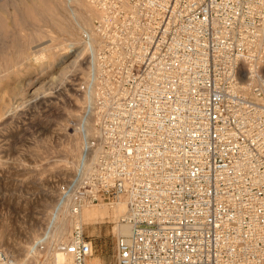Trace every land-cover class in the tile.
Returning <instances> with one entry per match:
<instances>
[{
  "label": "built area",
  "instance_id": "2783aa9c",
  "mask_svg": "<svg viewBox=\"0 0 264 264\" xmlns=\"http://www.w3.org/2000/svg\"><path fill=\"white\" fill-rule=\"evenodd\" d=\"M100 16L119 75L91 88L72 211L124 205L115 264H264V0H105ZM63 249L94 253L79 226Z\"/></svg>",
  "mask_w": 264,
  "mask_h": 264
},
{
  "label": "rangeland",
  "instance_id": "374dc122",
  "mask_svg": "<svg viewBox=\"0 0 264 264\" xmlns=\"http://www.w3.org/2000/svg\"><path fill=\"white\" fill-rule=\"evenodd\" d=\"M104 3L0 0V252L20 262L53 264V230L67 218L66 243L76 226L92 241L87 264H115L114 229L124 225L113 220L117 207L75 213L69 192L85 149L91 88L103 92L107 76L118 81L120 54L106 44ZM84 210L106 217L86 223Z\"/></svg>",
  "mask_w": 264,
  "mask_h": 264
},
{
  "label": "bare ground",
  "instance_id": "6f19581e",
  "mask_svg": "<svg viewBox=\"0 0 264 264\" xmlns=\"http://www.w3.org/2000/svg\"><path fill=\"white\" fill-rule=\"evenodd\" d=\"M89 8H91V7H89ZM89 8L87 10L85 9V12L87 15L86 21L89 19V16L91 17L92 12H94L93 10H91L92 8L91 9H89ZM59 24L61 25L60 28L62 30L63 29L62 24L61 23H59ZM66 31H68V33H72V31H74V28H72L70 26V27H68V30H66ZM73 43L74 42H72V43L70 42L71 45ZM74 62L72 63L73 65L75 64ZM118 205H119V208H118ZM114 207H117V209L115 211H113V220H117L122 216V214L125 211V208H124L123 204H117V206H114ZM103 211H105V210H103ZM81 217L83 220H85L86 223H91L97 217L102 219L103 217L105 218L106 216L104 215V212L97 216V213L94 211L84 210L81 213ZM74 220H77V219L75 218ZM71 225H72L71 219L62 218L58 221L57 225L55 226V228L53 230L52 236L55 239V242L57 244V249L55 250L54 257H53V264H65V263L67 264L69 262L68 261V262L64 263V261H66L65 259H67L66 257H69V256H67V254L65 253V251L62 247H64L66 244V240L64 239V234H65L67 229H70ZM119 225L120 226H118L117 228L114 229L116 231L117 236L119 237V236L127 235L129 233V226H125V224L124 225L119 224ZM40 239L41 238H38L39 241L36 240V242L37 243L40 242L41 241ZM32 247L33 246H31V248H30L31 250H32ZM6 254H9V253L0 252V264H30V260H28V257H26L23 261L20 262L19 261L20 259L17 260L14 255L13 256L11 255L8 257V256H6ZM16 260L18 261V263ZM90 264H99V263L97 261H93Z\"/></svg>",
  "mask_w": 264,
  "mask_h": 264
}]
</instances>
